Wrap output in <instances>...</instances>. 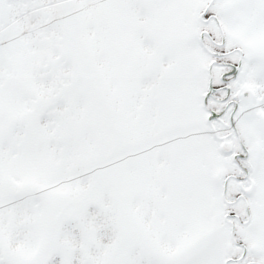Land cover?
I'll return each mask as SVG.
<instances>
[{
    "label": "snow or ice",
    "instance_id": "obj_1",
    "mask_svg": "<svg viewBox=\"0 0 264 264\" xmlns=\"http://www.w3.org/2000/svg\"><path fill=\"white\" fill-rule=\"evenodd\" d=\"M0 264H264V0H0Z\"/></svg>",
    "mask_w": 264,
    "mask_h": 264
}]
</instances>
